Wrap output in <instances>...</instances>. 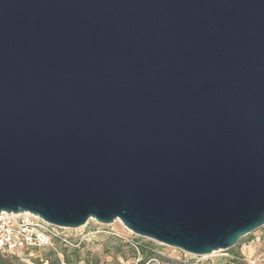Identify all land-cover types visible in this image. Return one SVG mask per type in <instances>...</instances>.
<instances>
[{
	"label": "water",
	"instance_id": "obj_1",
	"mask_svg": "<svg viewBox=\"0 0 264 264\" xmlns=\"http://www.w3.org/2000/svg\"><path fill=\"white\" fill-rule=\"evenodd\" d=\"M1 213L197 257L264 227V0H0Z\"/></svg>",
	"mask_w": 264,
	"mask_h": 264
},
{
	"label": "rangeland",
	"instance_id": "obj_2",
	"mask_svg": "<svg viewBox=\"0 0 264 264\" xmlns=\"http://www.w3.org/2000/svg\"><path fill=\"white\" fill-rule=\"evenodd\" d=\"M60 238L51 249L37 247L24 249L10 261L11 264H141V250L153 254L145 264H261L264 256V227L244 237L228 251L208 256H194L149 238L133 234L120 221L104 225L89 220L80 228L54 229ZM260 238L261 241L257 242ZM2 258V257H1ZM7 258V257H5ZM7 260V259H5Z\"/></svg>",
	"mask_w": 264,
	"mask_h": 264
},
{
	"label": "built area",
	"instance_id": "obj_3",
	"mask_svg": "<svg viewBox=\"0 0 264 264\" xmlns=\"http://www.w3.org/2000/svg\"><path fill=\"white\" fill-rule=\"evenodd\" d=\"M56 226L49 224L33 214H0V252L23 253L24 249L47 247L51 249L60 236L54 232ZM261 239L258 238L257 242ZM187 255V253H185ZM258 261L264 264V256ZM46 264L48 260L46 259ZM63 264L64 263L63 261ZM252 264H256L253 261Z\"/></svg>",
	"mask_w": 264,
	"mask_h": 264
},
{
	"label": "trees",
	"instance_id": "obj_4",
	"mask_svg": "<svg viewBox=\"0 0 264 264\" xmlns=\"http://www.w3.org/2000/svg\"><path fill=\"white\" fill-rule=\"evenodd\" d=\"M141 254L143 255V260L140 262L141 264H145L146 261L154 258L153 254H151L148 251H145L143 249L141 250ZM15 255L16 254H9V253H1L0 252V264H11L10 261H13V258L17 259L15 257ZM5 257H7V258H5ZM5 259H7V260H5Z\"/></svg>",
	"mask_w": 264,
	"mask_h": 264
},
{
	"label": "bare ground",
	"instance_id": "obj_5",
	"mask_svg": "<svg viewBox=\"0 0 264 264\" xmlns=\"http://www.w3.org/2000/svg\"><path fill=\"white\" fill-rule=\"evenodd\" d=\"M26 214H28V215H29L30 213H26Z\"/></svg>",
	"mask_w": 264,
	"mask_h": 264
}]
</instances>
